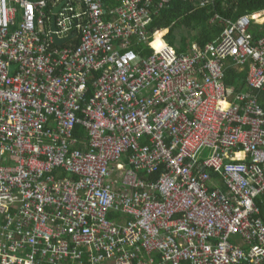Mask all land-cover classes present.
Returning <instances> with one entry per match:
<instances>
[{"label": "built area", "instance_id": "obj_1", "mask_svg": "<svg viewBox=\"0 0 264 264\" xmlns=\"http://www.w3.org/2000/svg\"><path fill=\"white\" fill-rule=\"evenodd\" d=\"M12 1L0 0V264H264V38L247 18L204 62L148 40L170 0H114L111 22L103 0H82L55 31L47 0L17 24ZM75 32L52 48V33ZM229 55L249 62L238 87L217 63Z\"/></svg>", "mask_w": 264, "mask_h": 264}, {"label": "trees", "instance_id": "obj_2", "mask_svg": "<svg viewBox=\"0 0 264 264\" xmlns=\"http://www.w3.org/2000/svg\"><path fill=\"white\" fill-rule=\"evenodd\" d=\"M264 11V0H216L213 5L197 6L192 2H182L174 0L168 4L155 17L150 26V31L156 32L154 46L169 45L174 48L177 55L189 52L192 43L199 47L213 43L222 33V24L210 23L214 13H219L221 17L237 19L242 14H253ZM259 23H264V13L256 14L254 17ZM186 33H188L186 35ZM249 33L253 40L264 35V26H251ZM136 50L143 54L150 51L146 46H134L130 50ZM96 74V72H94ZM245 70L239 72L234 67H229L226 71L225 83L229 86L242 84L239 77H245ZM239 76V77H237ZM242 89L243 86H240ZM82 133V132H81ZM154 174L149 178H155ZM261 217L264 219V203L260 204Z\"/></svg>", "mask_w": 264, "mask_h": 264}, {"label": "bare ground", "instance_id": "obj_3", "mask_svg": "<svg viewBox=\"0 0 264 264\" xmlns=\"http://www.w3.org/2000/svg\"><path fill=\"white\" fill-rule=\"evenodd\" d=\"M172 1H174V0H170L168 3L163 5L158 10L157 13H152L151 14V20H150L149 24L147 25V34L149 35V39L148 40L150 42H151V40H153V41L156 40V32H157V31H150V26L154 22L155 17H157L158 14H160V12L168 4H170ZM179 1L192 2V3H194L197 6L213 5L216 2V0H214L212 3H207V4H204V5H200L198 0H179ZM26 2H32L33 3V2H35V0H18V1L10 2V5L14 8V13H10V16L13 17L12 18V22H13L12 24H14V23L17 24V23H19L21 21V17H22V14H23V5ZM53 3H55V4L53 5ZM68 4L72 5L75 8V12H78L79 10L85 8V6H86L84 1H82V0H66V1H62V0H47V4L44 5V9H46L47 11L52 9V17H51L52 18V21H51V29H52V31L57 30V28H56V18H58V14L57 13H59ZM117 4H118V2H116L114 0H112V1L103 0V4H102L103 8L102 9L104 10V13H101V16H103L106 21H110V22L113 21V17L110 14V9H111V7H113V6L117 5ZM57 7H59V8H57ZM259 13H264V11L263 12H259ZM259 13L242 14V16H240V17H246L247 20H248V26H247V29H246V33L249 35L251 41H258L259 39L264 38V35H263V36L259 37L258 39L253 40L252 35L249 33V29L251 28V26H254V25L264 26V23H259L257 21V19L254 18L256 16V14H259ZM240 17H238V18H240ZM237 19H232V18L225 19V18L221 17L219 13H214V16L210 20V23L222 24V28H223L222 33H221V35H222L223 32L225 31V29L227 28L228 23L229 22L235 23V21ZM10 27H12V25H10ZM76 35H77L76 32L75 33H69L66 36H63V37L59 38L57 35L52 33V42H53L52 43V48L60 49V47L65 46L66 44H68L70 42H74V38L76 37ZM221 35L213 43L206 44L204 47H199L197 44L192 43L191 49L189 50V52L186 53V54H183V55H177L176 51L174 50V48L172 46L165 45V47L171 48L173 50V52L177 56H190L191 54H194V53L202 54V55L205 56V58H203V61L204 62H209L211 60H215L213 55H211L210 47L214 46L217 42H219V40L221 38ZM39 37H40L41 40L43 39V37L41 35H39ZM55 40H59L61 42L58 43V42H55ZM135 46L138 47V46H146V45L136 44ZM153 46H154V44H153ZM163 46L164 45H160V46H157L156 48L160 49ZM133 51H135V49ZM217 63H219V65H220V69H221V72H222V77H224V78L226 76V71H227V69L229 67H234V69L238 70L239 72L245 70V72H246L245 74L246 75H247L248 70H249V62H244V63L238 64V63H236L234 61L233 57L230 56V55L226 56L225 58L219 59V61H217ZM13 70H15V65L13 63H11L10 64V71L12 72ZM195 259H196L195 263H191L190 260H186V261H180V264H209L208 261H203L202 262L196 256H195ZM217 262L221 263V261H217ZM219 263H217V264H219ZM241 264H247V260L246 259L242 260Z\"/></svg>", "mask_w": 264, "mask_h": 264}, {"label": "water", "instance_id": "obj_4", "mask_svg": "<svg viewBox=\"0 0 264 264\" xmlns=\"http://www.w3.org/2000/svg\"><path fill=\"white\" fill-rule=\"evenodd\" d=\"M57 8H59V7H57ZM57 8H56V9H57ZM55 42H58V43H60L61 41H59V40H55Z\"/></svg>", "mask_w": 264, "mask_h": 264}, {"label": "rangeland", "instance_id": "obj_5", "mask_svg": "<svg viewBox=\"0 0 264 264\" xmlns=\"http://www.w3.org/2000/svg\"><path fill=\"white\" fill-rule=\"evenodd\" d=\"M188 33H186V35H187Z\"/></svg>", "mask_w": 264, "mask_h": 264}]
</instances>
